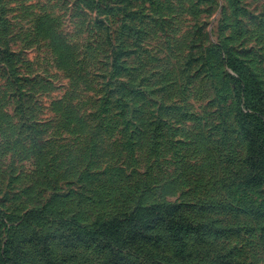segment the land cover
Returning a JSON list of instances; mask_svg holds the SVG:
<instances>
[{
  "label": "rangeland",
  "instance_id": "rangeland-1",
  "mask_svg": "<svg viewBox=\"0 0 264 264\" xmlns=\"http://www.w3.org/2000/svg\"><path fill=\"white\" fill-rule=\"evenodd\" d=\"M148 110L162 124L139 139ZM157 201L209 222L180 254L131 239L118 256L86 228ZM45 260L264 264V0H0V264Z\"/></svg>",
  "mask_w": 264,
  "mask_h": 264
},
{
  "label": "trees",
  "instance_id": "trees-1",
  "mask_svg": "<svg viewBox=\"0 0 264 264\" xmlns=\"http://www.w3.org/2000/svg\"><path fill=\"white\" fill-rule=\"evenodd\" d=\"M51 44H52V46L54 45L52 42H51ZM96 45H99V43H97ZM88 46L92 47V46H94V44L90 43ZM69 47L71 48V46H69ZM141 48L142 49H137V52H139V51L148 52L149 51V46H142ZM71 52H72V50H71ZM74 52H75V50L73 51V53ZM68 57L69 56L66 55V58H68ZM163 61H165L166 64L164 66V64L161 63V66L164 67L167 74L172 73L175 76V79H176L175 81H177V78H179V73H180V68H178V63L176 62V64H175V59L173 57H169V56H165ZM170 61H173V63H170ZM72 70H74V69L72 68ZM135 70H136L135 68L130 67V70L128 71L127 75L130 74L131 72L135 71ZM160 70H161V68H160ZM74 77H76L75 73H74V76H72V79H74ZM77 80L80 81L81 80L80 77H78ZM175 81H172V80L165 81L163 83V85L159 88V90L157 88V91L158 92L164 91V93H168V91L171 87L177 85L175 83ZM97 90L99 91V88H96V91ZM67 97H69V96H67ZM146 101H148V103L150 105H154V104H156L158 99H153V98L149 97L146 99ZM162 103L165 104L166 102L163 101ZM71 104H72L71 101L69 103H66L65 109H64L66 112H68V108L70 106H74L77 110L79 109L77 105H71ZM153 115H155L153 110H148L146 112H143L140 117H137L135 119V122L139 124V131H138V135H137V137L139 139H140V137L147 136L146 135L147 130H148L147 127L149 126V124L154 125L157 122L159 123V125L162 124V122L157 121L158 119L156 120L155 118H153L152 117ZM126 121L130 122L128 118L126 119ZM164 121H165V119H164ZM39 123H42V125H44V127H45V129H43V132L52 133V135L49 136L46 139V141H50L51 139H53L52 137H53V133H54V127H53L54 121L52 119H48V120H41V121H39ZM61 124H63V123H61ZM161 139H162V137L160 136V137L154 138L153 140L157 141L158 143H161L162 142ZM185 140H186V142L190 143V141L192 139H191V137H185ZM179 154H180V149L178 148L175 151V146H174L173 151L171 153H168L167 156H169V157L173 156V158H176L179 156ZM163 158H165V155L159 156V159H163ZM181 202L169 204L166 201H157L156 203H153L150 206L145 205V204H140V205L133 207L129 210L122 211L120 213L114 214L111 217H107V218H104L102 220H99L96 223H94V225H91L90 227H86V228H89L90 229L89 231L94 233L93 235L97 238L98 242L104 243L105 246H107L109 249H111L112 252L116 253L118 256H123V255H125V253L127 251H130L129 248L124 249L123 246L126 243L128 245L133 243L132 240H134L137 243L140 242L142 245H147L149 243L158 244V245H160V243H161L163 245V242H165V244H171L174 251L177 252L178 254H180V251H177L178 246L180 243H182V245H181L182 248L187 246L188 241L185 238V236L188 234H192V233H190V230H192V225L194 223L195 224L196 223H199V224L209 223L206 220L205 221L204 220L198 221V220L194 219L191 216L190 212L188 211L187 203H181ZM145 211H148L151 216L155 215V217L150 218L147 222H145V220L141 219V217H143V214H145ZM169 215L171 217H168ZM158 216H161L162 223H160L156 220V217H158ZM177 218H179V221H181L182 223L185 222L186 233L174 234L176 231L174 229V222L175 221L177 222ZM73 222L75 224L81 225V223L79 221H77L76 219H73ZM127 223L132 224L133 229L138 228V226H142L141 231H143V229H144L145 232L143 234L139 233L137 236L133 237L132 236L133 229H131V232L129 233L130 235L127 233L129 231H126L127 235H125L126 233L123 234L122 232H123L124 225H127ZM157 224L163 225V226H157ZM158 228H161V229L159 230ZM224 232H225V229H224ZM121 233H122V235H121ZM214 233L215 234H221V233H223V231H217ZM128 235H129V237H128ZM192 238H193V235H192L191 239ZM107 260H108V258H107ZM45 261H46L45 264H50L47 262V260H45ZM104 264H107V263H105V261H104ZM119 264H129V262L123 261L122 263H119Z\"/></svg>",
  "mask_w": 264,
  "mask_h": 264
}]
</instances>
